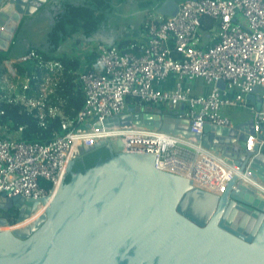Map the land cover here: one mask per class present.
Returning <instances> with one entry per match:
<instances>
[{"label": "built area", "instance_id": "obj_1", "mask_svg": "<svg viewBox=\"0 0 264 264\" xmlns=\"http://www.w3.org/2000/svg\"><path fill=\"white\" fill-rule=\"evenodd\" d=\"M147 21L148 40L139 54L99 44L91 64L73 72L75 89L84 101L74 128L64 123L66 132L49 142L27 141L22 128L0 137V203L3 193L7 198L49 200L63 185L71 162L101 141L120 153L156 155L157 170L189 179L193 187L214 195L223 194L236 176L264 198V184L251 179L248 166L242 170L195 138L135 124L94 127L129 109L163 107L166 113L188 120L192 133L201 134L206 124L234 127L226 111L243 108L249 111L253 126L246 151L253 156L264 154V95L255 94L256 88H264V0H185L176 15L164 17L154 10ZM204 23H210V29L205 30ZM36 58L32 50L5 60L6 74L20 79L17 66ZM48 66L62 69L59 62ZM171 76L174 86L165 89ZM52 80L44 84V94ZM198 80L203 83L200 90ZM250 94L261 99L260 109L247 98ZM28 105L34 108L40 102L30 100ZM48 113L54 115L56 110L49 107ZM40 114L43 119L45 113Z\"/></svg>", "mask_w": 264, "mask_h": 264}, {"label": "water", "instance_id": "obj_2", "mask_svg": "<svg viewBox=\"0 0 264 264\" xmlns=\"http://www.w3.org/2000/svg\"><path fill=\"white\" fill-rule=\"evenodd\" d=\"M43 2L0 0V57L21 15L34 14ZM178 9L174 0H164L157 12L167 17ZM217 85L224 88L223 82ZM247 98L260 109V98ZM151 111L129 109L94 127L135 124L195 138L242 170L248 166L251 179L264 184V154L253 156L245 148L251 120L232 128L206 124L194 134L188 120ZM104 145L115 156L84 173H72V161L71 181L22 227L16 226L46 200L2 194L0 209L15 208L18 219L12 225L0 216V264H264V198L257 188L234 176L223 194L214 195L193 187L189 179L157 170L156 155L120 153L108 141L83 152Z\"/></svg>", "mask_w": 264, "mask_h": 264}, {"label": "crops", "instance_id": "obj_3", "mask_svg": "<svg viewBox=\"0 0 264 264\" xmlns=\"http://www.w3.org/2000/svg\"><path fill=\"white\" fill-rule=\"evenodd\" d=\"M163 1L44 0L43 6L34 14L21 15L6 52L10 59H15L37 48L50 57L77 60L80 69L91 64L93 51L99 44L123 49L121 43L130 42L136 47L133 52L139 54L148 40L147 15L156 11ZM174 1L179 5L185 0ZM2 82L3 77L0 80V94L3 95ZM174 83L175 77L171 76L164 88L171 89ZM13 133L0 125V137H9Z\"/></svg>", "mask_w": 264, "mask_h": 264}, {"label": "trees", "instance_id": "obj_4", "mask_svg": "<svg viewBox=\"0 0 264 264\" xmlns=\"http://www.w3.org/2000/svg\"><path fill=\"white\" fill-rule=\"evenodd\" d=\"M205 30L210 29V23H204ZM124 51L136 49L130 42L121 43ZM38 54V58L28 63L17 66L20 79L13 80L18 83V93L14 91L9 96L5 92L0 94V125L8 132H15L22 128L23 138L31 142H49L57 136L63 135L64 123H69V128H74L75 118L83 106V96L79 90L75 89L73 72L79 68L80 62L68 57H50L37 48H33ZM29 51V52H30ZM10 60L8 53L0 57V80L6 74L4 61ZM57 63L62 66L58 71L48 66L49 63ZM47 93L42 89L48 79ZM27 88L24 89L23 87ZM30 100L40 102L39 106L28 105ZM131 101V100H130ZM140 107L145 104L138 103ZM56 110L54 115L48 113V108ZM41 108V109H40ZM160 110L164 109L159 107ZM40 111L45 113L43 119ZM114 153L106 145L100 146L88 152H82L75 160L72 173H84L95 166L106 163L114 157ZM71 181V173L67 174L64 183ZM0 216L5 217L10 224H16L18 210L15 208L0 209Z\"/></svg>", "mask_w": 264, "mask_h": 264}, {"label": "rangeland", "instance_id": "obj_5", "mask_svg": "<svg viewBox=\"0 0 264 264\" xmlns=\"http://www.w3.org/2000/svg\"><path fill=\"white\" fill-rule=\"evenodd\" d=\"M7 53V52H6ZM6 53L4 52L3 55L5 56ZM2 88L3 92H7V95H11L12 92L14 91L15 93H18L19 86L18 83L12 80V77L9 76L8 74L3 75V82H2ZM202 81L198 80L196 83V87L198 90L202 88ZM208 88L205 87L202 89L203 91H206ZM255 94L263 96L264 95V88H256L255 89ZM146 108H143L142 110H145ZM155 111L158 109H150V111ZM163 113L165 112V109H161ZM226 114L235 122V123H245L250 120V113L248 110L243 109V108H238V109H229L226 111Z\"/></svg>", "mask_w": 264, "mask_h": 264}, {"label": "bare ground", "instance_id": "obj_6", "mask_svg": "<svg viewBox=\"0 0 264 264\" xmlns=\"http://www.w3.org/2000/svg\"><path fill=\"white\" fill-rule=\"evenodd\" d=\"M58 191H59V188L55 191V194H54L53 196H51V198H50L49 200H47L46 203H45L42 207H40V209H39L36 213L32 214V215L29 217V219H27L26 221H24L23 223L19 224V225L16 226V227H22V226H24V225L30 223V222L33 221L34 219H36V218H37V217H38L43 211H45V209H47L48 206L51 205V203L54 201V199H55V197H56Z\"/></svg>", "mask_w": 264, "mask_h": 264}, {"label": "flooded vegetation", "instance_id": "obj_7", "mask_svg": "<svg viewBox=\"0 0 264 264\" xmlns=\"http://www.w3.org/2000/svg\"><path fill=\"white\" fill-rule=\"evenodd\" d=\"M140 111H142V109H139L138 111H136V112H140ZM156 111V110H155ZM154 110L153 111H151V112H155Z\"/></svg>", "mask_w": 264, "mask_h": 264}]
</instances>
